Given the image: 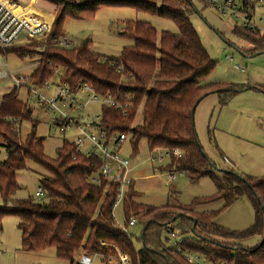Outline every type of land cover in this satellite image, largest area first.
<instances>
[{"label":"trees","instance_id":"obj_1","mask_svg":"<svg viewBox=\"0 0 264 264\" xmlns=\"http://www.w3.org/2000/svg\"><path fill=\"white\" fill-rule=\"evenodd\" d=\"M18 2L19 0H13ZM249 1V0H247ZM52 7L56 14L46 41V50H37L32 42L7 50L21 58L39 56V64L30 75L34 85L45 84L63 71L62 82L72 91L88 84L97 93L112 95L121 109L103 108L101 126L109 134H127L133 153L146 139L149 150L165 149L169 153V170L184 172L197 182L210 177L216 194L197 199L190 206L167 204L159 207L138 203L129 186L123 203L126 221L123 227L114 223L113 205L117 186L105 179L99 185L89 179L101 166L95 156L79 154L75 145L63 141L56 158L45 154L44 138L36 134L37 123L23 140L20 125L31 121V106L18 98L14 89L0 101V120L5 131L2 146L7 153L0 160V230L6 216L19 219L21 249L41 252L55 248L56 255L71 264H81L76 254L99 255L102 262L117 255L130 258L131 264H192L183 252L205 256L212 264H264V177L249 178L234 170H218L200 146L194 126L197 106L208 95L216 93L221 107L243 91L245 85L204 83L215 66L188 16L190 0H36ZM131 7L138 12L159 15L176 24L178 33L157 29L148 21L128 20L123 30L132 45L124 47L118 57L93 54L90 42L73 48H60L57 41L65 37L63 23L67 19L88 20L104 7ZM43 9V8H42ZM42 18V17H41ZM43 18L52 21L51 16ZM234 33L251 44L244 55L264 53V34L239 26ZM138 113L142 115L136 123ZM13 118L14 120H8ZM136 123V124H135ZM179 151V155L175 152ZM33 161L50 173L42 176V200L29 196L16 198L19 190L17 172ZM247 196L254 207V225L240 233L213 222L214 218L240 197ZM223 201L221 209L197 212L199 205ZM132 216H139L143 230L138 237L129 232ZM138 220V218H137ZM179 233L180 250L167 247L162 234ZM253 236L259 237L255 247L227 243ZM136 240L139 247L136 246Z\"/></svg>","mask_w":264,"mask_h":264},{"label":"rangeland","instance_id":"obj_2","mask_svg":"<svg viewBox=\"0 0 264 264\" xmlns=\"http://www.w3.org/2000/svg\"><path fill=\"white\" fill-rule=\"evenodd\" d=\"M36 0H19L24 6H30L29 11L39 12V8L55 17V10ZM43 8V9H42ZM40 13L39 21L45 13ZM191 23L196 28L203 46L215 61V66L204 83L220 85H245L253 89L237 93L228 105L221 107L216 93L205 97L197 106L194 114V126L200 146L219 170H234L241 176L249 178L264 177V53L244 55L242 50H250L252 46L240 39L234 29L241 25V20L231 14L221 13L213 4L206 0H190L188 14ZM42 17V18H41ZM53 18V16H51ZM46 20V19H45ZM128 20L148 21L162 31L178 33L176 24L159 15H149L138 12L131 7H104L98 10L94 18L88 20L67 19L63 23V33L66 38L74 41L73 47H78L89 41L93 54L103 57H118L124 47L133 44L132 40L124 36L123 30ZM48 25L52 21L46 20ZM47 38L35 40L37 50H46ZM72 47V48H73ZM39 56L21 58L14 50L5 55L0 54V72L6 71L8 76L0 79V101L10 91L16 89L18 98L27 102L32 108L31 121H23L20 125V135L23 140L32 130V121L37 123L36 134L43 137L45 154L56 158L58 150L64 140H73L72 134L62 135L58 130L50 129L48 114L29 97L27 86H15L14 76H30L39 64ZM244 67V70L242 69ZM56 79V77H54ZM55 89L49 95L55 94ZM98 113L97 104L86 107V112ZM79 115L78 111L72 112ZM89 119L85 115V120ZM142 119L138 113L136 123ZM9 119L5 120L8 121ZM1 122V120H0ZM135 123V124H136ZM6 132L4 124L0 123V133ZM131 133H128V137ZM3 137L0 135V160L6 158ZM139 152L134 155L130 140L123 147V154L131 159V177L133 186L131 192L137 193L133 200L150 205L163 206L167 204L190 206L197 199L210 198L216 194V186L210 177H203L197 182L191 181L184 172L169 170V161L160 165L151 158L156 152H151L146 139L139 143ZM174 173L176 179L170 182ZM50 176L42 166L33 161H27L25 169L17 172L19 190L16 198L26 199L29 196L35 199L40 187L42 176ZM223 201L199 205L197 212L216 211L221 209ZM131 217V214H128ZM129 227V232L140 236L143 224L139 221ZM126 221L123 204L114 209V223L118 227ZM213 222L222 228L237 233L251 228L255 223V211L251 200L247 196L240 197L231 206L216 216ZM19 219L15 216H6L0 230V264H71L56 255L55 248L51 247L41 252H24L21 249V232L17 225ZM121 226V227H122ZM179 236V233L177 234ZM178 236L164 232L162 239L167 247H177ZM180 238V237H179ZM227 243L241 244L244 247H255L259 237L253 236L237 242L223 239ZM136 246L139 242L136 240ZM84 251L76 254L79 261ZM121 252L102 262L99 255H91L94 264H117ZM124 255V254H122ZM130 259V258H129Z\"/></svg>","mask_w":264,"mask_h":264},{"label":"built area","instance_id":"obj_3","mask_svg":"<svg viewBox=\"0 0 264 264\" xmlns=\"http://www.w3.org/2000/svg\"><path fill=\"white\" fill-rule=\"evenodd\" d=\"M213 4L221 13L231 14L241 20L239 27L251 32H260L264 34V13L260 18H254L256 5H263L264 0H206ZM30 6H24L13 0H0V54H4L12 48L28 45L35 40L47 38L52 28L53 21L48 25L42 18L39 21L41 12L29 11ZM17 9L22 10L18 13ZM47 16L52 14L44 12ZM74 41L63 37L57 41L60 48H72ZM1 64V63H0ZM244 70V67L242 66ZM64 72H57V75L50 79L44 87L34 85L30 76H14L12 74L15 86L18 88L27 86L28 95L48 114L50 129L58 130L63 136L73 135V140H64L72 142L79 154L85 156H95L101 166L97 172L91 175L89 181L92 184L99 185L102 179L108 183H114L117 186L116 199L113 205V211L116 207L124 203L129 186L133 182L131 177V159L123 154V147L128 141L127 134H109L107 129L101 126L103 108L121 109L122 104L112 95H103L97 93L94 88L88 84H81L74 91L62 82ZM6 71L0 72V79L7 77ZM55 89L56 93L49 95V91ZM97 104L100 106L98 113L93 111L86 112V107ZM78 111L79 115L72 112ZM85 115L89 119L85 120ZM9 120H14L13 118ZM156 155L151 159L157 161L160 165L166 160L169 161V153L165 149H155ZM179 155V151L175 152ZM176 179L174 173L170 176V182ZM38 200L45 196L44 189L40 186L35 194ZM137 219L132 216L129 221V227L137 223ZM123 227V226H122ZM177 235V233H172ZM180 237V238H179ZM179 242L175 249L180 250L179 244L183 238L178 236ZM183 256L192 264H212L206 260L205 256L199 253L186 251ZM79 262L81 264H94L95 260L90 255L82 254ZM117 264H131L126 255L120 254Z\"/></svg>","mask_w":264,"mask_h":264},{"label":"crops","instance_id":"obj_4","mask_svg":"<svg viewBox=\"0 0 264 264\" xmlns=\"http://www.w3.org/2000/svg\"><path fill=\"white\" fill-rule=\"evenodd\" d=\"M251 1L255 2L256 0H251ZM263 13H264V6L263 5H256L255 10L253 11V14H255L254 18H260V15ZM53 20H54V18H53ZM250 89H253V87H246L243 91L250 90ZM121 226H122V224L119 227H121Z\"/></svg>","mask_w":264,"mask_h":264},{"label":"bare ground","instance_id":"obj_5","mask_svg":"<svg viewBox=\"0 0 264 264\" xmlns=\"http://www.w3.org/2000/svg\"><path fill=\"white\" fill-rule=\"evenodd\" d=\"M17 12H18V13H22L23 11H22V10H20V9H17Z\"/></svg>","mask_w":264,"mask_h":264},{"label":"water","instance_id":"obj_6","mask_svg":"<svg viewBox=\"0 0 264 264\" xmlns=\"http://www.w3.org/2000/svg\"><path fill=\"white\" fill-rule=\"evenodd\" d=\"M220 170V169H219ZM221 171H223V170H221Z\"/></svg>","mask_w":264,"mask_h":264}]
</instances>
